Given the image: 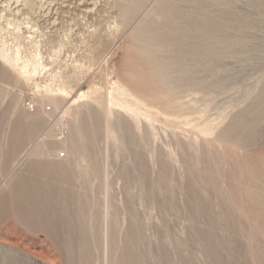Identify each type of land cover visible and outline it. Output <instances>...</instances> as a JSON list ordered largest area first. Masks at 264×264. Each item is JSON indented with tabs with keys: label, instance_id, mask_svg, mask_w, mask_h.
Returning <instances> with one entry per match:
<instances>
[{
	"label": "rangeland",
	"instance_id": "374dc122",
	"mask_svg": "<svg viewBox=\"0 0 264 264\" xmlns=\"http://www.w3.org/2000/svg\"><path fill=\"white\" fill-rule=\"evenodd\" d=\"M0 264H264V0H0Z\"/></svg>",
	"mask_w": 264,
	"mask_h": 264
},
{
	"label": "bare ground",
	"instance_id": "6f19581e",
	"mask_svg": "<svg viewBox=\"0 0 264 264\" xmlns=\"http://www.w3.org/2000/svg\"><path fill=\"white\" fill-rule=\"evenodd\" d=\"M22 75H24V76H26V71H25V69H22ZM116 90H117V92H118V94L120 95V96H125L126 95V93H125V91L123 90V88L122 87H120V86H118L117 88H116ZM49 92H50V90H49ZM118 99H119V97H117ZM51 99H54L53 97H51ZM127 103H130L128 100L126 101ZM130 108H131V105L129 106ZM137 108V107H136ZM138 110V109H137ZM105 116V115H104Z\"/></svg>",
	"mask_w": 264,
	"mask_h": 264
}]
</instances>
